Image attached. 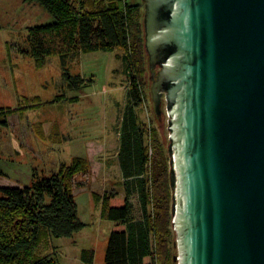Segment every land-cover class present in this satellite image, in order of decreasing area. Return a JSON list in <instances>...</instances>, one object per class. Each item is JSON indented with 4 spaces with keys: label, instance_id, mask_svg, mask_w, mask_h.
Segmentation results:
<instances>
[{
    "label": "water",
    "instance_id": "1",
    "mask_svg": "<svg viewBox=\"0 0 264 264\" xmlns=\"http://www.w3.org/2000/svg\"><path fill=\"white\" fill-rule=\"evenodd\" d=\"M142 1L173 260L264 264V0Z\"/></svg>",
    "mask_w": 264,
    "mask_h": 264
},
{
    "label": "rangeland",
    "instance_id": "2",
    "mask_svg": "<svg viewBox=\"0 0 264 264\" xmlns=\"http://www.w3.org/2000/svg\"><path fill=\"white\" fill-rule=\"evenodd\" d=\"M126 1L139 5L144 18L142 0ZM51 22L35 3L0 0V187L21 189L30 186L34 178L67 169L83 228L70 238H42L36 254L51 256L57 264H85V253L92 256L91 264H104L114 223L104 217L103 199L125 195L117 152L129 75L119 50L70 54L64 59L52 54L37 64L29 54L28 36L33 27ZM145 62L143 102L135 113L142 127L155 132L165 151V95L160 98V130L153 111L146 52ZM130 202L134 217L139 218L135 194Z\"/></svg>",
    "mask_w": 264,
    "mask_h": 264
},
{
    "label": "trees",
    "instance_id": "3",
    "mask_svg": "<svg viewBox=\"0 0 264 264\" xmlns=\"http://www.w3.org/2000/svg\"><path fill=\"white\" fill-rule=\"evenodd\" d=\"M38 5L52 22L35 26L28 36L29 54L37 64L58 54L122 52L129 75L125 110L118 131L117 162L125 195L104 196L103 213L114 223L104 264H177L169 185L168 149L142 127L135 109L143 102L145 51L140 6L126 0H26ZM72 175L64 171L34 178L30 186L0 187V264H57L36 249L46 236L70 238L83 228L72 194ZM135 194L139 218L130 197ZM85 264L92 256L83 254Z\"/></svg>",
    "mask_w": 264,
    "mask_h": 264
},
{
    "label": "flooded vegetation",
    "instance_id": "4",
    "mask_svg": "<svg viewBox=\"0 0 264 264\" xmlns=\"http://www.w3.org/2000/svg\"><path fill=\"white\" fill-rule=\"evenodd\" d=\"M161 98V97H160Z\"/></svg>",
    "mask_w": 264,
    "mask_h": 264
}]
</instances>
